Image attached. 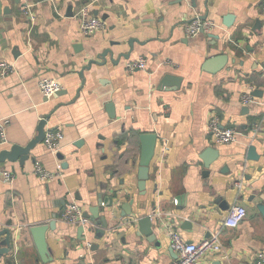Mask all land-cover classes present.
Returning a JSON list of instances; mask_svg holds the SVG:
<instances>
[{
    "label": "crops",
    "instance_id": "obj_1",
    "mask_svg": "<svg viewBox=\"0 0 264 264\" xmlns=\"http://www.w3.org/2000/svg\"><path fill=\"white\" fill-rule=\"evenodd\" d=\"M85 5L104 21L102 30L82 33L77 13ZM204 14L214 27L188 35L186 25ZM105 49L112 54L102 62ZM216 55L227 57L224 66L205 70ZM140 56L145 69L125 70ZM90 60L99 63L86 68ZM0 61L14 67L0 78L7 137L0 151L25 146L46 116L45 131L63 134L54 152L42 141L23 162H0V231L11 233L0 264H172V229L190 242L217 231L223 248L202 256L203 264H250L264 254V216L256 208L264 203V0H0ZM165 74L181 78L179 88L159 87ZM43 78L60 85L49 98L40 89ZM245 92L258 102L242 104ZM213 116L240 132L236 142L211 141ZM254 123L260 129L252 133ZM143 132L157 134L145 192L137 179ZM249 145L258 159H247ZM211 147L218 157L203 176L200 156ZM37 164L53 177L41 179ZM2 170L13 173L12 183L2 180ZM99 195L130 201L136 213L121 217L123 209L114 205L107 236L96 239L89 219L78 234L81 224L63 219L65 205L74 202L84 213ZM234 204L245 206L247 215L225 227ZM140 208L155 224L152 241L129 222ZM51 220L42 261L29 228Z\"/></svg>",
    "mask_w": 264,
    "mask_h": 264
},
{
    "label": "built area",
    "instance_id": "obj_2",
    "mask_svg": "<svg viewBox=\"0 0 264 264\" xmlns=\"http://www.w3.org/2000/svg\"><path fill=\"white\" fill-rule=\"evenodd\" d=\"M24 14L32 18L30 5L25 4L23 7ZM77 20L79 27L83 34H92L102 30L105 27L104 21L99 17L93 15L88 6H83L77 13ZM214 27V23L208 20H200L198 17L193 18L186 25V32L188 35L193 36L197 33L210 31ZM146 58L140 56L133 60H128L125 63V70L131 72L136 69H145ZM14 71V67L6 62L0 61V78H4L10 75ZM41 92L44 97L49 98L60 90V85L57 81L48 78H43L39 82ZM240 101L244 105H249L258 102L257 97L253 96L250 92H245L241 95ZM208 133L211 136V141L216 144H229L237 141V137L240 132L234 127H221L219 119L216 116L209 118L207 125ZM260 125L254 123L251 126V132L255 133L259 131ZM63 138V134L59 130H47L45 131L44 144L52 152L57 150V146L60 140ZM7 137L5 133V122L0 123V144H6ZM35 173L43 179H50L53 177V173L45 170L40 165L35 166ZM1 178L6 183H12L14 175L11 171L2 170ZM236 187L240 188L241 184L236 183ZM63 219L71 223L87 224L88 219L82 216V210L80 206L74 202L65 205L63 210ZM247 215V209L241 204L232 205L226 216L222 221V225L229 228L236 227ZM170 246L176 254L172 264H203L202 256L207 253L220 252L222 250V244L218 238V233L212 232L208 237L200 240L199 242H190L183 238L178 229H172L169 231ZM250 264H264V254L257 253Z\"/></svg>",
    "mask_w": 264,
    "mask_h": 264
},
{
    "label": "water",
    "instance_id": "obj_3",
    "mask_svg": "<svg viewBox=\"0 0 264 264\" xmlns=\"http://www.w3.org/2000/svg\"><path fill=\"white\" fill-rule=\"evenodd\" d=\"M42 1V0H40ZM205 5H207V0H205ZM200 20L206 19V14L203 16H197ZM232 18L230 14L225 15L223 17V24L225 26H229L230 22L229 20ZM202 32V31H201ZM130 48H132V42L129 43ZM106 54H112V50L105 49L98 57L99 59L103 60L105 59ZM120 57L128 58L129 52L123 53L120 55ZM227 60V57L225 55H216L206 60V64L204 67L205 70L212 72L211 66H215V70L222 68ZM222 61H224L223 64ZM100 62V63H102ZM92 63H99L96 60H90L87 63L86 68H89ZM80 75L82 76V72H80ZM181 82V78L172 75V74H165L162 79L159 82V87L165 88L170 87V90H174L179 88ZM110 107L112 108L111 104ZM113 117L112 111L110 112V117ZM48 116L45 118H42L37 126V132L36 135L25 145V146H18V145H12L10 149H3L0 151V162L4 161H16L20 160V162H23L29 157L30 151L39 143H41L44 140L45 137V124ZM140 140V154L138 159V168H137V179H138V188L140 191L145 192V184L146 181L149 178V169H150V163L154 157L155 154V148L157 143V134L155 132H143L139 135ZM218 157V152L214 148H208L204 151V153L200 156V158L203 161V165L205 170L202 172L203 176H207L210 172V166L211 163H213ZM259 155L256 153L255 147L253 145H249L247 147V159H258ZM116 195V194H114ZM114 195H108V196H102L99 195L98 204L94 206H90L88 208V211H85L82 213V216L84 218H87L90 220L93 226L89 231H93L96 239H101L102 237H105L108 235V225H107V218L108 215H112V211L110 210L114 205L119 206L121 209H123V212L121 213V217H127L134 215L136 212H132L131 208H129V205L131 204L129 202H124L122 204L118 203V198ZM143 208V205L141 206ZM138 209L137 212L140 214V216L135 218H130L129 222L131 224H136L137 229L140 233H142L144 236L148 238L149 241H152L155 238L154 229L155 224L153 223L151 214L143 216L142 209ZM152 208L155 210V204L152 202ZM257 210L264 216V203L258 202L256 205ZM99 211L103 213V216H99ZM55 216V215H54ZM54 221H50L49 223H43V224H37L32 225L29 228V231L34 239V243L36 245L38 254L42 261H46L47 255H48V246L46 242V232L48 229H53L54 227ZM84 230V226L81 224L78 227V234L82 235V232ZM5 234L2 241L0 242V258L3 255H6L10 252L11 248V233L9 229H4L0 231V235ZM80 235V237H81ZM84 239V238H81ZM94 247H90L95 248ZM174 257L176 258V254H174ZM50 259V258H49Z\"/></svg>",
    "mask_w": 264,
    "mask_h": 264
}]
</instances>
